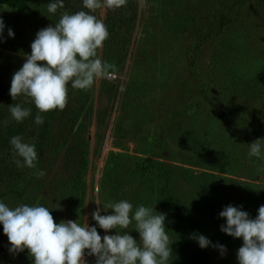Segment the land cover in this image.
Returning a JSON list of instances; mask_svg holds the SVG:
<instances>
[{
    "label": "rangeland",
    "instance_id": "obj_1",
    "mask_svg": "<svg viewBox=\"0 0 264 264\" xmlns=\"http://www.w3.org/2000/svg\"><path fill=\"white\" fill-rule=\"evenodd\" d=\"M197 1L139 0L138 16L122 70L114 72L111 68L107 74L97 78L89 90L74 89L69 85L65 108L76 107L81 112L78 124L83 127V146L78 157H74L75 161L70 157L67 165L63 164L64 149L57 156H52L54 161L46 172L45 180L57 193L71 187L66 185L71 174L76 171L81 174L79 211L71 213L69 210L62 220L87 221L90 226L97 227L101 236L105 235L91 216L97 208L96 203L103 206L108 201L123 200L124 192L131 194L128 192L130 184L119 181L114 186L120 196L111 198L113 191L110 188L113 189V185L102 183L107 174L132 181L130 168H133V163L136 165L148 157L163 159L146 154L145 144L164 139L172 152L185 141L192 140L196 145L195 136L202 137L206 129L221 131L224 128L222 132L228 131L227 127L236 120L233 119L235 112L241 114V134L236 137L245 148L241 155L250 158L248 144L262 138V135L255 117L258 101L250 99L249 94L244 92V84L264 65L261 57L264 29L255 17L243 15L242 22L227 32L228 38H235L233 52L225 48V39L223 42L214 39L190 57L197 19L202 11ZM51 2L55 0H32L37 17L31 20L38 31L57 23L64 13L60 8L56 13H49ZM105 13L104 7L93 14L104 22ZM24 19H27L24 15L11 18L20 24L25 22ZM5 35L15 42L4 47L6 37H3L0 39V52L24 62V54L31 52L29 40L20 33L9 37L6 31ZM98 55L116 68V59L112 55L103 53L102 48L98 50ZM235 87L238 89L234 90ZM188 108H194L195 112L188 114ZM215 114L224 117L214 119L218 116ZM166 124L170 130L163 126ZM161 127L163 132H159ZM156 150V154L162 151ZM168 156L171 155L164 152L163 160L202 170L199 166L166 158ZM254 160L258 170L256 176H232L241 183L223 195V208L237 202V206H242L241 210L247 211L252 218L264 205V152L261 158L254 157ZM246 183L253 184L249 190ZM124 198L131 202L129 195ZM53 203L67 209V202L59 201L57 197L53 198ZM144 206L155 207L151 203ZM155 210L159 212L156 207ZM111 211H101L100 214H110ZM130 227H134V223ZM108 234H115V230ZM130 234L139 240L135 229ZM10 248L11 244L0 224V264H33L27 249L14 254L9 251ZM85 259L88 264H95L94 256L86 255Z\"/></svg>",
    "mask_w": 264,
    "mask_h": 264
},
{
    "label": "trees",
    "instance_id": "obj_2",
    "mask_svg": "<svg viewBox=\"0 0 264 264\" xmlns=\"http://www.w3.org/2000/svg\"><path fill=\"white\" fill-rule=\"evenodd\" d=\"M198 1L202 11L197 19L191 49L193 54L190 53V57H194L206 42H212L214 39L222 42L225 39V48L233 52L232 44L235 38H228L227 32L242 22L243 15L255 17L259 26L264 29V0ZM63 3L64 7L60 9L64 13L88 11L83 8V0H63ZM138 6L139 0H127L126 6L117 9L105 7L104 23L107 25L109 37L104 42L102 51L116 59V68H112L114 72L122 70L136 24ZM23 15L27 17L23 24L11 20L12 17ZM0 17L5 23L2 34L4 38L6 37V39L3 38L6 42L4 47L5 45L12 46L15 42L5 35L9 28L15 35L22 34L31 45L38 32L35 23L31 20L37 17L32 0H0ZM261 55L264 62V49ZM22 64L19 58H13L0 52V202L10 207L19 204L30 206L40 204L52 208L55 206L53 198L57 197L59 201L67 202V209L64 207L63 209H52V215L59 223L69 210L72 211L71 213L79 211L82 192L79 191L78 186L81 182V174L78 171L71 174L66 184L71 187L66 189L65 185L66 190L54 193L45 181L46 172L54 161L52 156H57L62 149H64L63 164L66 163V165L70 157L75 161L74 157L80 154L84 140L81 134L83 127L78 124L81 112L76 107L65 108L63 111L52 110L41 113L44 117V124H35L34 119L38 109L31 99L21 95L13 100L9 93L12 76ZM244 87V92L249 94V98H255L258 101L255 117H257L261 135L264 138V65L253 78L245 82ZM237 89L235 87L234 90ZM10 104H21L22 107L31 108V115L23 122H16L9 111ZM194 112V108L187 109L188 114ZM215 115L218 116L214 119L224 117L221 114ZM240 115L235 112L233 119L236 118V120L232 121L225 133L222 132L224 128L221 131L209 128L205 130L202 137L195 136L196 145L192 143V140L185 141L184 144L176 146L172 152L164 139L153 140L145 144V153L148 155H156L165 159L162 157L165 152L171 155L166 157L168 159L199 166L202 170L148 157L141 159L136 165L132 164L133 168H130L132 181L115 178L112 173L107 174L102 180L103 185H113V189L110 188L113 191L111 198L119 195L115 187L116 183L120 181L130 184L128 192L131 194L124 192V196L131 197L133 211L142 201V205L154 204L159 212L166 214V231L173 242L170 264H238L237 250L242 246L243 240L221 231V225L226 223V218L220 217L219 213L223 210V195L237 183H241L232 176L253 178L256 176V171L258 172L254 165V157L248 158L241 155L245 148L236 139L241 134ZM166 125L163 126L168 129V124ZM163 131L161 127L159 132ZM15 135H20L25 142L35 145L36 168L26 166L21 168L15 164L13 149L9 142ZM156 148L162 151L156 154ZM16 158L19 159V157ZM37 170H42L46 174L38 178L35 175ZM245 170L247 172H244ZM245 185L249 190L250 185L253 184L246 183ZM232 205L237 206L238 204L236 202ZM200 234L206 236L212 245H224L226 251L222 254L218 247L211 245L201 248L197 240L192 238Z\"/></svg>",
    "mask_w": 264,
    "mask_h": 264
},
{
    "label": "clouds",
    "instance_id": "obj_3",
    "mask_svg": "<svg viewBox=\"0 0 264 264\" xmlns=\"http://www.w3.org/2000/svg\"><path fill=\"white\" fill-rule=\"evenodd\" d=\"M126 4L127 0H83V8L88 11L65 12L57 23L36 33L30 45L31 52L24 54L25 60L14 72L9 90L13 100L21 95L31 99L38 109L35 124H44L41 113L65 109L69 85L89 90L97 78L114 67L98 55L109 31L103 20L93 13L104 7L117 9ZM63 7V0H55L49 3L48 12L56 13ZM4 28V20L0 17V39ZM8 35L14 36L10 28ZM9 111L18 123L32 112L21 104H10ZM9 142L17 167L36 168L34 144L25 142L20 135L11 137ZM248 146L250 157L261 158L264 138ZM45 174L42 170L35 173L38 178ZM96 204L91 216L105 231L103 236L87 221L80 223L69 219L57 223L52 209H59V203L49 208L40 204L10 207L0 202V224L11 244L9 251L15 254L27 249L33 264H88L86 255L94 256L95 264H170L173 242L166 231L165 213L144 205L133 211V204L127 200L108 201L103 206ZM241 207L229 204L220 211L219 216L226 218L221 231L242 238V246L237 250L238 264H264V205L258 208L255 218ZM108 210H112L110 214H100ZM133 223L134 227H130ZM132 229L139 233V240L130 234ZM111 230H115V234H108ZM192 238L201 248L211 245L218 247L222 254L226 251L224 245H212L202 234Z\"/></svg>",
    "mask_w": 264,
    "mask_h": 264
}]
</instances>
